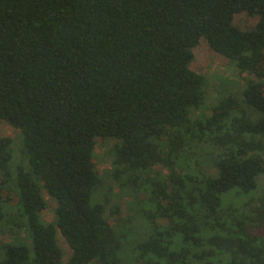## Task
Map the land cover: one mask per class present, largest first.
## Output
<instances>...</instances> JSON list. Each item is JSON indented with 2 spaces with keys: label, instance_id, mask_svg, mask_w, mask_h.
Returning <instances> with one entry per match:
<instances>
[{
  "label": "trees",
  "instance_id": "1",
  "mask_svg": "<svg viewBox=\"0 0 264 264\" xmlns=\"http://www.w3.org/2000/svg\"><path fill=\"white\" fill-rule=\"evenodd\" d=\"M202 39L257 79L219 91ZM0 121V264H64L59 233L67 264H264V0H0Z\"/></svg>",
  "mask_w": 264,
  "mask_h": 264
},
{
  "label": "rangeland",
  "instance_id": "2",
  "mask_svg": "<svg viewBox=\"0 0 264 264\" xmlns=\"http://www.w3.org/2000/svg\"><path fill=\"white\" fill-rule=\"evenodd\" d=\"M257 22L258 17L252 16L247 12L237 14L234 18V25L247 30L256 29ZM192 53L194 57L190 64L191 70L198 74L208 76L215 86L219 87V91L226 89L228 91L233 90V92H236L239 90V87L241 88V86H243L245 80L257 79L254 75L246 72L241 73L238 69L233 67L226 57L213 51L204 39H202L197 46L192 48ZM209 91V104H212L217 96V92L214 88H211ZM0 138H10L13 142V149H16L20 143V136L18 132L8 123L3 121H0ZM113 145L114 141L112 140L106 141L102 138L96 139L95 167L100 174L104 175L107 170L109 171L111 169L110 159L107 157V153L111 150ZM154 171L161 172L165 175L168 174V170L161 166L155 167ZM116 189L117 188L115 187V190ZM43 196L47 203V208L41 213V218L44 223H51L55 220V208L57 203L48 194V192H46V190H43ZM140 196L143 197L144 195L141 194ZM128 200L129 198L127 197L121 199V201L117 199L114 200L115 202H119L121 212L114 216L107 215L113 225H117V223L121 220V217L126 213ZM11 202L16 204L17 201L12 197ZM10 240L11 236L8 232H0V245ZM58 240L59 246L63 252V263L67 264L72 255V250L66 239L60 233L58 235Z\"/></svg>",
  "mask_w": 264,
  "mask_h": 264
}]
</instances>
